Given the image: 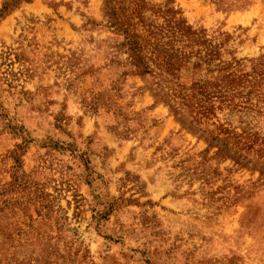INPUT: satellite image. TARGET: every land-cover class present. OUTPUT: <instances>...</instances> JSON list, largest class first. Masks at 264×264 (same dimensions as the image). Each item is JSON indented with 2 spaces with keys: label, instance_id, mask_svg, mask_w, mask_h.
<instances>
[{
  "label": "rangeland",
  "instance_id": "1",
  "mask_svg": "<svg viewBox=\"0 0 264 264\" xmlns=\"http://www.w3.org/2000/svg\"><path fill=\"white\" fill-rule=\"evenodd\" d=\"M0 264H264V0H0Z\"/></svg>",
  "mask_w": 264,
  "mask_h": 264
}]
</instances>
